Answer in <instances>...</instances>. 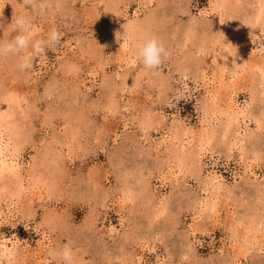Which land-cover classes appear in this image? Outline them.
Segmentation results:
<instances>
[{
    "label": "rangeland",
    "instance_id": "1",
    "mask_svg": "<svg viewBox=\"0 0 264 264\" xmlns=\"http://www.w3.org/2000/svg\"><path fill=\"white\" fill-rule=\"evenodd\" d=\"M214 1L4 2L0 42L18 34L11 26L17 16L30 21L33 40L46 39L52 29L62 34L45 54L35 56L29 48L0 58V115L20 132L13 142L18 168L26 179L34 169L37 180L25 183L11 203L5 199L9 175L0 180V228L9 239V264H45L51 249L65 245L73 249L74 264H264V243L250 237L254 229L264 237V94L258 69L235 79V104L246 115V126L238 130L240 156L222 143L217 121L199 162L179 167L170 152L177 122L198 133L197 107L206 95L202 74L212 79L215 53L219 59L225 55L227 34L253 12L254 0H234L231 11L212 13ZM41 2L50 10L41 11ZM145 18L151 20L144 39L159 38L169 52L155 71L137 60L130 41H114L124 24ZM251 45L264 51V34ZM123 48L130 55L118 56ZM29 55L33 68L21 71V58ZM130 75L138 82L121 89ZM184 138L187 148L194 144L190 135ZM167 163L175 173L161 182ZM211 177L213 188L206 184ZM213 201L214 213L203 207Z\"/></svg>",
    "mask_w": 264,
    "mask_h": 264
},
{
    "label": "bare ground",
    "instance_id": "2",
    "mask_svg": "<svg viewBox=\"0 0 264 264\" xmlns=\"http://www.w3.org/2000/svg\"><path fill=\"white\" fill-rule=\"evenodd\" d=\"M7 1L8 0H0V10L2 9L1 6L4 4V2ZM234 2H235L234 0H215L212 5V11H213L212 13H214L216 9L231 11L233 9L232 7ZM253 4L254 6L251 17L246 19L240 26L233 28L230 31V33L227 34L228 45H225L226 47L225 55L221 56V59H219L218 57L220 55H217L215 53L217 59L214 60L215 65L210 73L212 79L208 77L206 72L202 74L201 83L202 86L204 87V92L206 95L204 96V99L200 101L199 107H197L198 108L197 111L199 113V118H200L199 119L200 129L198 133H195L192 129L188 128L186 125L178 124L177 122V126L175 127L176 132H174V134L172 135V141L174 142H172L171 145L172 151L170 152L174 153L173 158L176 160L177 165L179 167L188 168L189 166L194 164L193 162L195 163L199 162L200 158H202V156L205 155L207 146L213 140V138L215 137V133L217 132V130L214 128L215 125H212L215 121L219 122V124L221 125L219 131L222 136V143H224V145L227 147L229 151L235 152L238 156H240V154L237 152L241 151L242 138L239 137L240 134L238 133V130L246 126V122H245L246 115L243 108H238L235 104L234 86L236 87L235 81L237 80L235 79H237V75L239 74V72H242L246 69L251 71L254 69L255 70L258 69L260 80L257 81V84L258 86L261 87V93L264 94V51L259 50L260 52L258 53L255 52L252 47L250 48V45L253 42V40L255 38H259V35L261 36L264 34V0H254ZM149 19L151 20V18ZM149 19L145 18L143 22L136 21L134 23L130 22L124 24L122 31L115 35L114 41H117L116 40L117 37H121L123 41H130L132 52L133 53L136 52L138 45L142 43L145 36L148 35L147 29H148ZM186 37L187 40H190L191 37L193 38L194 35L192 34V31H188ZM197 49L200 50L199 47H197ZM124 53L126 54L128 53L130 55V52L124 48L122 51L118 50V56L124 55ZM127 60L128 58H126L124 61L128 62ZM129 78L128 81L127 79L124 78L125 81L123 80L124 81L123 84L122 83L120 84L121 89L123 88V86H127L132 83L135 84L136 82H138V77H133L132 75H130ZM216 82L217 84L214 85ZM210 83L211 85H213L212 90L207 88V86L209 87ZM222 87L224 88L223 91L224 93L223 92L221 93L219 91V89ZM185 90H187L186 86L183 87V91ZM183 91L179 90L178 92H183ZM221 94L222 97L219 98V95ZM12 123L13 122L8 119V116L6 114L0 115V180H2L5 173L9 175L12 187H10L9 190L6 192L5 199L6 200L8 199L10 203L12 202L13 197L17 198L21 196V193L24 190L23 188L25 183H28L27 186H30L29 182L31 180V186L37 184V180H34V178H32L35 172L34 169L30 170L29 177L26 179V175H24L23 172L20 171V169L18 168L19 156H17L14 153L18 151L17 144L13 142H16L17 138H20L19 137L20 132H18V130L17 131L15 130L14 126L16 125L14 124L13 126L11 125ZM194 134H196V138L194 137L195 136ZM186 135L191 136L190 142L193 141L195 145L192 144L191 147L189 148L186 147L185 145L186 140L184 138L186 137ZM5 137H7L9 141H12V144L6 141ZM190 142H188L187 140L188 145H190ZM243 165L246 171L250 169V167L246 165L245 162ZM173 167L174 166L170 165V163H167L166 169L164 171L159 172V180L161 182L164 180L166 175H171V176L174 175L175 172ZM55 169L56 168H54L53 171H55ZM248 172L254 175L251 169L248 170ZM52 178L54 177L52 176ZM215 179L216 178L211 177L210 179H208L206 184L211 188H213ZM50 182L52 181L50 180ZM50 188L46 187V189H50ZM146 198H148V200L151 201L150 196H147ZM29 200L31 202H34V197H30ZM10 203L5 204L7 209ZM215 205L216 203L213 201L204 204L203 207L205 210L207 209L214 213L216 210ZM163 209H164V204L162 206V210ZM253 221L254 219H252L250 222ZM1 224L2 223H0V227ZM235 228H232V230L234 231ZM4 229L5 228L3 229L0 228V264H4V262L9 264L10 263L9 258L12 256V253L10 250H7L6 248V241H9V239L6 238ZM253 231L254 232L251 233L250 236L251 240L257 241V243L261 242L263 244L264 243L263 234L262 236L257 234L259 233V229L258 230L254 229ZM243 241L247 242L248 240L244 239ZM37 255L38 254L32 255L33 260H35V256Z\"/></svg>",
    "mask_w": 264,
    "mask_h": 264
},
{
    "label": "clouds",
    "instance_id": "3",
    "mask_svg": "<svg viewBox=\"0 0 264 264\" xmlns=\"http://www.w3.org/2000/svg\"><path fill=\"white\" fill-rule=\"evenodd\" d=\"M29 4L37 3L38 0H27ZM41 11H49V5L45 2L39 3ZM11 26L18 32L15 37L7 42H0V58L9 54H20L31 48L35 56L45 54L46 49H50L59 44L62 34L52 29L46 39H32V26L30 21L24 16H17L12 19ZM136 58L148 70H158L163 62V58L169 55L164 44L155 36H150L143 40L136 49ZM33 56H23L19 63L21 71L31 70L33 68ZM45 264H74L75 255L73 249L67 245L60 249H51L47 254Z\"/></svg>",
    "mask_w": 264,
    "mask_h": 264
}]
</instances>
